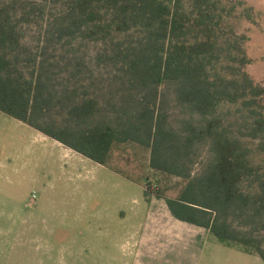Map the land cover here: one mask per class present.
Listing matches in <instances>:
<instances>
[{
    "label": "trees",
    "instance_id": "1",
    "mask_svg": "<svg viewBox=\"0 0 264 264\" xmlns=\"http://www.w3.org/2000/svg\"><path fill=\"white\" fill-rule=\"evenodd\" d=\"M225 1L0 0V112L144 182L148 202L165 199L177 219L264 261V84L247 71L248 37L223 24L235 9ZM166 89L192 113L178 127ZM225 104L242 106L240 131L255 143L226 126ZM205 143L212 156L193 174ZM143 155L184 181L176 197L149 181Z\"/></svg>",
    "mask_w": 264,
    "mask_h": 264
},
{
    "label": "rangeland",
    "instance_id": "2",
    "mask_svg": "<svg viewBox=\"0 0 264 264\" xmlns=\"http://www.w3.org/2000/svg\"><path fill=\"white\" fill-rule=\"evenodd\" d=\"M225 5L235 9L223 24L248 37L245 46L253 62L247 71L264 84V0H230ZM248 7L254 20L246 17ZM31 28L29 42L37 36L36 28ZM163 98L175 127L192 116L176 101L172 89H166ZM241 107L225 104L220 115L236 136L252 145L255 142L240 131L246 120ZM211 156L210 145H200L193 174L200 173ZM141 161L149 181L158 182L165 196L179 194L181 178L150 168L144 155ZM144 190V182L129 180L0 112V264H132L137 233L143 230L148 212H161L167 206L157 197L148 202ZM183 237L179 244L195 240L189 231ZM209 238L193 257L174 252L172 246L161 247L162 259L157 262L255 264L249 255L228 249L214 235Z\"/></svg>",
    "mask_w": 264,
    "mask_h": 264
},
{
    "label": "crops",
    "instance_id": "3",
    "mask_svg": "<svg viewBox=\"0 0 264 264\" xmlns=\"http://www.w3.org/2000/svg\"><path fill=\"white\" fill-rule=\"evenodd\" d=\"M152 205L153 202L151 203V209ZM186 231L191 232L195 236V240H190V242L186 240L184 244H179L180 241L184 240L183 233ZM210 234L209 230L204 227L177 219L173 216L168 206L161 209V212L150 210L146 216L143 230L137 233L138 247L135 251V261L132 264H158V259H162L158 255L163 254L159 248L168 246H172L174 252H179L180 254L189 252V255L194 256L203 242L206 240L210 241ZM227 248L242 251L238 248ZM199 250L202 252V247ZM144 255H147V259L143 258ZM247 255L254 260L255 264H264V261L258 255ZM197 264L200 263L197 262Z\"/></svg>",
    "mask_w": 264,
    "mask_h": 264
},
{
    "label": "built area",
    "instance_id": "4",
    "mask_svg": "<svg viewBox=\"0 0 264 264\" xmlns=\"http://www.w3.org/2000/svg\"><path fill=\"white\" fill-rule=\"evenodd\" d=\"M36 197V195H34V198Z\"/></svg>",
    "mask_w": 264,
    "mask_h": 264
}]
</instances>
